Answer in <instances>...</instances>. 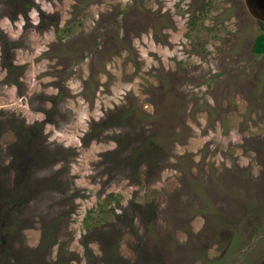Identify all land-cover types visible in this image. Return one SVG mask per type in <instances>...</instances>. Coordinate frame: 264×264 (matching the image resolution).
<instances>
[{
  "label": "rangeland",
  "instance_id": "1",
  "mask_svg": "<svg viewBox=\"0 0 264 264\" xmlns=\"http://www.w3.org/2000/svg\"><path fill=\"white\" fill-rule=\"evenodd\" d=\"M0 31V264H264L243 0H0Z\"/></svg>",
  "mask_w": 264,
  "mask_h": 264
},
{
  "label": "trees",
  "instance_id": "2",
  "mask_svg": "<svg viewBox=\"0 0 264 264\" xmlns=\"http://www.w3.org/2000/svg\"><path fill=\"white\" fill-rule=\"evenodd\" d=\"M29 4H26L25 6L27 7ZM0 31V40L2 42V48H3V53L4 56L6 57V60L10 59V51L12 48L9 46H13V42H9L8 39L4 36V34ZM253 51L256 54H264V34L261 35L260 37L257 38ZM134 116V114H133ZM135 117V116H134ZM105 124L107 125V122L105 121ZM148 130H141L139 134V138L137 141L141 140L140 147H153L154 149L156 148L157 150L161 148L163 144H165L163 138H166L164 132L161 130L160 132H155L152 131L150 135H146V132ZM168 138H173L174 136L172 134L167 135Z\"/></svg>",
  "mask_w": 264,
  "mask_h": 264
},
{
  "label": "water",
  "instance_id": "3",
  "mask_svg": "<svg viewBox=\"0 0 264 264\" xmlns=\"http://www.w3.org/2000/svg\"><path fill=\"white\" fill-rule=\"evenodd\" d=\"M248 13L255 19L264 22V0H243Z\"/></svg>",
  "mask_w": 264,
  "mask_h": 264
},
{
  "label": "flooded vegetation",
  "instance_id": "4",
  "mask_svg": "<svg viewBox=\"0 0 264 264\" xmlns=\"http://www.w3.org/2000/svg\"><path fill=\"white\" fill-rule=\"evenodd\" d=\"M258 21V20H257ZM258 23L260 24L262 30L264 31V22L258 21Z\"/></svg>",
  "mask_w": 264,
  "mask_h": 264
}]
</instances>
